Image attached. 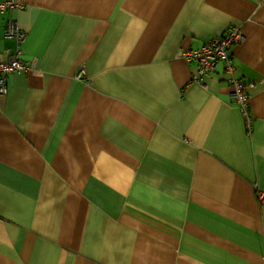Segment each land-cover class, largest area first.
<instances>
[{
  "label": "crops",
  "instance_id": "obj_1",
  "mask_svg": "<svg viewBox=\"0 0 264 264\" xmlns=\"http://www.w3.org/2000/svg\"><path fill=\"white\" fill-rule=\"evenodd\" d=\"M0 264H264V0H15ZM239 24L237 75L178 55Z\"/></svg>",
  "mask_w": 264,
  "mask_h": 264
},
{
  "label": "built area",
  "instance_id": "obj_2",
  "mask_svg": "<svg viewBox=\"0 0 264 264\" xmlns=\"http://www.w3.org/2000/svg\"><path fill=\"white\" fill-rule=\"evenodd\" d=\"M22 5L15 0H0V12L21 9ZM5 38L15 41L14 48H8L0 52V97L8 93V76L17 72L27 71L30 66L21 60L22 44L27 34L21 30L16 19H8L5 30ZM246 40L242 26L235 24L230 26L220 37L207 41L203 46L181 52L178 56L189 63L197 64V72L193 77L194 82L206 87V78L223 64L224 71L228 75L230 85L229 97L236 103L246 122L247 130L252 128V115L249 111L250 85L244 84L237 75L231 49ZM260 204H264V191L257 189Z\"/></svg>",
  "mask_w": 264,
  "mask_h": 264
}]
</instances>
